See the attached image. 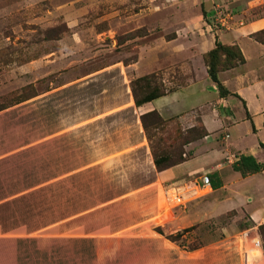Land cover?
<instances>
[{
  "label": "rangeland",
  "instance_id": "374dc122",
  "mask_svg": "<svg viewBox=\"0 0 264 264\" xmlns=\"http://www.w3.org/2000/svg\"><path fill=\"white\" fill-rule=\"evenodd\" d=\"M164 4L0 0V264H192L180 249L215 244L236 223L230 211L180 229L187 215L157 176L154 158L179 162L203 132L196 113L148 116L144 128L127 107L133 89L138 99L148 90L117 67L141 54L143 70L154 65L144 76L151 87L184 82L173 59L180 44H165L173 26L162 21ZM236 187L264 193L256 181ZM208 192L196 189L185 203ZM232 250L205 252L202 262L235 264Z\"/></svg>",
  "mask_w": 264,
  "mask_h": 264
},
{
  "label": "crops",
  "instance_id": "0c3cea01",
  "mask_svg": "<svg viewBox=\"0 0 264 264\" xmlns=\"http://www.w3.org/2000/svg\"><path fill=\"white\" fill-rule=\"evenodd\" d=\"M163 3L166 7L163 13L169 16L162 15V21L173 26L172 37L165 44H180L173 59L180 60L178 64L184 82L174 90L167 89L165 95L138 106L128 98L127 107L136 114L155 111L162 118L177 116L178 120L196 113L206 132L204 137L184 144L182 162L157 173L170 183L169 187L177 188L180 193V213L187 215L180 229L191 225L198 227L205 220L219 218L230 211L236 214V223L232 220L225 224L215 244L190 252L180 249V256L187 254L192 264H203L205 252L209 251L210 257L212 252L234 249L235 264H264L257 233L258 226L264 222V193L240 191L236 187L247 181L264 184V170L241 177L232 169L240 155L252 156L264 164V149L261 148L264 145V45L253 38L254 34L264 30V0H163ZM214 5L222 12L221 22ZM164 31L162 27L161 32ZM159 41L162 39L153 40V44ZM216 43L238 48L244 59L243 63L217 73L218 81L228 92L224 97L208 78L204 61L205 54L214 49ZM141 56L134 64L117 67L122 80L126 70L136 78L149 75L154 65L143 70L145 63H140ZM156 58L158 63L163 60ZM163 58L170 57L165 55ZM137 64L143 66L133 69ZM193 127L194 124L188 126ZM203 176L210 179L209 188L202 187ZM211 179H218L221 186L212 189ZM178 183L180 185H173ZM196 189H208L209 192L186 204L185 200L194 197ZM240 211L250 221L249 226H240L243 220V217H237Z\"/></svg>",
  "mask_w": 264,
  "mask_h": 264
},
{
  "label": "trees",
  "instance_id": "16d2710c",
  "mask_svg": "<svg viewBox=\"0 0 264 264\" xmlns=\"http://www.w3.org/2000/svg\"><path fill=\"white\" fill-rule=\"evenodd\" d=\"M253 38L256 42L264 45V30L256 33L253 35ZM219 53H222L223 55H219ZM220 57L224 60V63L221 64L220 66ZM204 61L207 66V74L208 78L214 82L217 85V90L219 92V95L221 97H224L228 94V92L222 87L220 82L217 79V73L220 70L228 69L231 67H234L238 64H241L244 62V59L242 55L240 54V51L238 48L234 46H224L221 45L220 43L215 44V48L209 51L207 54L204 56ZM148 78L147 77H141L136 80V82H144V87L146 90V95L142 99H138L135 93V89H133V98H134V104L136 106L148 102L151 100H154L160 96H163L166 94V90L164 91L163 89L160 90L157 87H151V85L147 82ZM148 116H153V117H158L157 113L155 111L146 113L141 115L142 122L144 123V119ZM144 128H147L145 123H144ZM203 132L199 135H197L196 139H200L206 135L205 130L202 128ZM194 139V140H196ZM192 141V140H190ZM189 142V141H187ZM186 142V143H187ZM261 148L264 149V145H261ZM183 159H181L179 162L170 164L167 161H160L154 158V165L157 168L158 172L165 170L169 167H172L180 162H182ZM232 169L236 172H238L241 177H247L249 175L258 173L262 170H264V164H261L255 160L252 156H246V155H240L236 158L234 163L232 164ZM216 176V175H214ZM216 178V177H215ZM217 180V181H216ZM212 180L211 179V187L212 189H217L221 186L220 181L218 179ZM258 230L260 232V235L262 238H264V226L259 225ZM181 236L180 234L176 235ZM170 238H174L173 235L170 236ZM197 249V248H195ZM193 249V250H195ZM264 255V252H263Z\"/></svg>",
  "mask_w": 264,
  "mask_h": 264
},
{
  "label": "built area",
  "instance_id": "2783aa9c",
  "mask_svg": "<svg viewBox=\"0 0 264 264\" xmlns=\"http://www.w3.org/2000/svg\"><path fill=\"white\" fill-rule=\"evenodd\" d=\"M215 6V8H214V11L216 12L215 14H216V16L220 19L219 21L221 22L222 21V17H220V16H222V12H221V10L219 9V7H217L216 5H214ZM201 185H202V187H207V188H209V185H210V179L208 178V176H203L202 178H201ZM170 190H166V191H173V196H174V198H175V201H177V202H180V200H181V198H180V193H176L177 192V188H175V187H171V188H169ZM181 203V202H180Z\"/></svg>",
  "mask_w": 264,
  "mask_h": 264
}]
</instances>
